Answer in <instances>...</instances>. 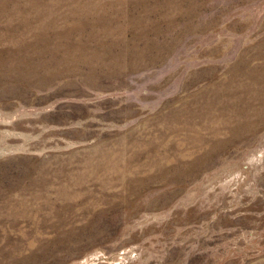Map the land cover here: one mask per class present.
Here are the masks:
<instances>
[{
  "label": "rangeland",
  "instance_id": "374dc122",
  "mask_svg": "<svg viewBox=\"0 0 264 264\" xmlns=\"http://www.w3.org/2000/svg\"><path fill=\"white\" fill-rule=\"evenodd\" d=\"M0 264H264V0H0Z\"/></svg>",
  "mask_w": 264,
  "mask_h": 264
}]
</instances>
